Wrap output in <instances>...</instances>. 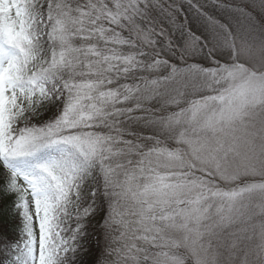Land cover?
<instances>
[{
  "label": "snow or ice",
  "instance_id": "obj_1",
  "mask_svg": "<svg viewBox=\"0 0 264 264\" xmlns=\"http://www.w3.org/2000/svg\"><path fill=\"white\" fill-rule=\"evenodd\" d=\"M250 7L0 0V264H264Z\"/></svg>",
  "mask_w": 264,
  "mask_h": 264
},
{
  "label": "rangeland",
  "instance_id": "obj_2",
  "mask_svg": "<svg viewBox=\"0 0 264 264\" xmlns=\"http://www.w3.org/2000/svg\"><path fill=\"white\" fill-rule=\"evenodd\" d=\"M244 2L246 6L251 5L248 14L252 15L254 19L259 20L261 16H264V9H261L259 0H244ZM241 60L243 62L259 64L261 62H264V51H262L259 47H256L250 53L243 54ZM204 64L205 66H207V63ZM253 264H255V262H253Z\"/></svg>",
  "mask_w": 264,
  "mask_h": 264
},
{
  "label": "trees",
  "instance_id": "obj_3",
  "mask_svg": "<svg viewBox=\"0 0 264 264\" xmlns=\"http://www.w3.org/2000/svg\"><path fill=\"white\" fill-rule=\"evenodd\" d=\"M190 15V17H191V14H189ZM192 19H195L194 17H191ZM197 29H200V30H202L201 29V25L199 24V23H196L195 25H194V29L193 30H197ZM203 63H206V62H203Z\"/></svg>",
  "mask_w": 264,
  "mask_h": 264
}]
</instances>
